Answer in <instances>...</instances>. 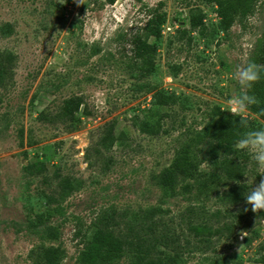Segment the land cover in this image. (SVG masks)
<instances>
[{
  "label": "rangeland",
  "instance_id": "374dc122",
  "mask_svg": "<svg viewBox=\"0 0 264 264\" xmlns=\"http://www.w3.org/2000/svg\"><path fill=\"white\" fill-rule=\"evenodd\" d=\"M154 9L155 68L141 74L126 65V39ZM216 10L213 0H0V264H83L102 216L165 264H255L264 211L244 195L264 177L235 145L238 174L227 176L209 145L211 108L230 112L235 70L264 35V0H247L226 29ZM190 13L202 16L195 28ZM73 96L77 123L64 103ZM245 115L264 128L250 106Z\"/></svg>",
  "mask_w": 264,
  "mask_h": 264
},
{
  "label": "trees",
  "instance_id": "16d2710c",
  "mask_svg": "<svg viewBox=\"0 0 264 264\" xmlns=\"http://www.w3.org/2000/svg\"><path fill=\"white\" fill-rule=\"evenodd\" d=\"M213 1L216 4L221 27L226 29L230 27L234 16L243 10L247 0ZM161 20L160 14L154 9L141 28L128 34L126 39L129 52L127 55L128 62L126 63L128 68L135 69L141 74L154 71L156 46L154 42H149L148 39L150 37L156 39L159 36ZM201 21L202 16L200 14L190 13L188 16V23L191 27H197ZM252 61L261 69V79L251 89V94H254L260 103L252 105L250 108L259 118L264 120V35L256 42ZM64 103L70 107L69 113L72 115V120L76 123L79 122L78 116L74 114L81 104L80 99L73 96L64 100ZM211 109L213 115L216 116V120L215 129L212 133L214 142L209 145V152L211 157L218 159V165L225 174L234 178L238 174V167L234 162L232 147L245 129L240 127L239 117H234L231 112H222L218 106H213ZM143 126L147 131H151L148 130L149 125L147 123H143ZM110 219L102 216L99 225L93 224L90 226L91 229L84 248L79 253V262L83 264H110L122 257L124 251H130L135 257L128 264H165L158 257L152 256L153 244L145 245L143 239L136 241L121 234H114L110 228ZM198 229L197 226L192 227L194 231H198ZM144 230L146 235L153 233L151 226L145 227ZM214 231L218 232V229ZM206 232L210 233L208 230ZM255 264H264V251L256 259Z\"/></svg>",
  "mask_w": 264,
  "mask_h": 264
},
{
  "label": "clouds",
  "instance_id": "9594fccd",
  "mask_svg": "<svg viewBox=\"0 0 264 264\" xmlns=\"http://www.w3.org/2000/svg\"><path fill=\"white\" fill-rule=\"evenodd\" d=\"M80 3V0H77ZM234 77L241 87V94L233 98L230 112L234 117H239V125L245 131L236 141L235 148L246 151L257 165V172L264 177V128L250 129L247 116L249 106L258 105L260 101L251 89L261 79V69L253 62L238 66ZM245 196L246 203L251 206L253 213L264 211V179L252 188ZM248 209H245L247 211Z\"/></svg>",
  "mask_w": 264,
  "mask_h": 264
}]
</instances>
